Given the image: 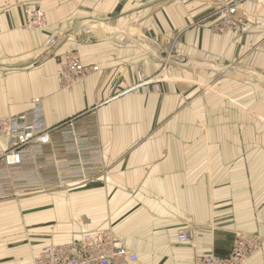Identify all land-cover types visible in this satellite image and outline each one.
<instances>
[{
  "label": "crops",
  "instance_id": "0c3cea01",
  "mask_svg": "<svg viewBox=\"0 0 264 264\" xmlns=\"http://www.w3.org/2000/svg\"><path fill=\"white\" fill-rule=\"evenodd\" d=\"M232 1L244 30L216 33ZM43 7L48 25L28 30L22 5L0 0V118L41 97L53 138L43 159L16 170L2 164L11 142L0 138V264H34L46 246L99 231L135 252V264H194L228 256L239 231L264 236V156H247L246 140L215 139L247 131V79H264V0ZM71 51L98 70L64 89L60 59ZM139 74L161 91L134 89ZM70 121L100 148L102 168L62 187L56 160L72 159L62 135ZM185 227L194 237L181 243ZM246 264H264V249Z\"/></svg>",
  "mask_w": 264,
  "mask_h": 264
},
{
  "label": "built area",
  "instance_id": "2783aa9c",
  "mask_svg": "<svg viewBox=\"0 0 264 264\" xmlns=\"http://www.w3.org/2000/svg\"><path fill=\"white\" fill-rule=\"evenodd\" d=\"M22 5L25 20L23 28L43 30L48 25L44 3L46 0H14ZM237 3L232 1L224 8L223 15L211 28L216 33L244 30V21L236 16ZM57 42L52 38L49 47ZM98 70L96 65H84L78 52H67L60 59V84L64 89L83 82ZM134 89L150 94L161 91L158 79L138 75ZM64 148L71 160H56L58 182L62 187L76 181H94L102 168V152L84 133L79 132L72 121L62 129ZM0 138L8 139L11 147L1 154L2 164L16 170L24 165L26 159L37 164L43 159L44 148L52 143V129L47 122L45 103L41 97L32 99L27 111L6 118H0ZM193 230L185 227L178 233V240L187 243L193 240ZM259 238L238 236L232 252L228 256L216 254L198 255L194 264H246L260 250ZM138 255L113 235L105 231L86 234L68 243L51 244L40 251L34 264H135Z\"/></svg>",
  "mask_w": 264,
  "mask_h": 264
},
{
  "label": "rangeland",
  "instance_id": "374dc122",
  "mask_svg": "<svg viewBox=\"0 0 264 264\" xmlns=\"http://www.w3.org/2000/svg\"><path fill=\"white\" fill-rule=\"evenodd\" d=\"M247 79V102H246V132H215V139H231L241 141L244 144V140L247 141V156H264V79H254V77H248ZM210 90L214 91L216 97L219 96V92L212 86H209ZM219 99V97H218ZM217 99V100H218ZM217 119V117H216ZM218 150V149H215ZM243 149L241 153L243 154ZM264 171V165H263ZM264 175V174H263ZM238 236L255 237L259 238L261 242V248L252 257L263 251L264 249V236L259 232L239 231L235 235L234 242ZM234 247V246H233ZM249 261V260H248Z\"/></svg>",
  "mask_w": 264,
  "mask_h": 264
}]
</instances>
